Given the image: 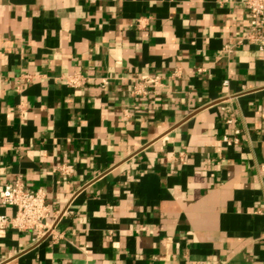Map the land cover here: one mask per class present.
I'll use <instances>...</instances> for the list:
<instances>
[{"label":"crops","instance_id":"1","mask_svg":"<svg viewBox=\"0 0 264 264\" xmlns=\"http://www.w3.org/2000/svg\"><path fill=\"white\" fill-rule=\"evenodd\" d=\"M249 30L245 0H0V192L44 191L53 227L1 230L0 264H264Z\"/></svg>","mask_w":264,"mask_h":264},{"label":"built area","instance_id":"2","mask_svg":"<svg viewBox=\"0 0 264 264\" xmlns=\"http://www.w3.org/2000/svg\"><path fill=\"white\" fill-rule=\"evenodd\" d=\"M245 5L250 15V30L243 40L256 45L260 52H264V0H245ZM65 81L68 87L77 90L84 87L88 79L85 75L76 73L65 77ZM164 87L165 81L162 76H143L133 87L132 95L145 99L157 89ZM223 111L225 122L228 125L233 124L234 120L229 116V109L224 108ZM223 140L231 144L228 137H224ZM60 172L65 176H71L74 168L71 165H63ZM0 202L4 207L13 210L10 216H0V231L11 229L18 232H33L35 243L53 232V227L48 222L51 208L44 191L27 190L23 182L18 180L3 187L0 192Z\"/></svg>","mask_w":264,"mask_h":264}]
</instances>
